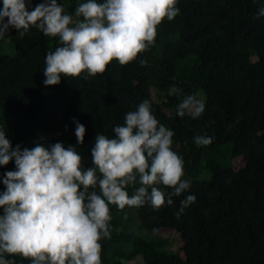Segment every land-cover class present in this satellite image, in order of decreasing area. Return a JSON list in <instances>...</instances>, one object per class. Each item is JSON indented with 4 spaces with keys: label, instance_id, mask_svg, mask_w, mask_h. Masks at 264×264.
Returning a JSON list of instances; mask_svg holds the SVG:
<instances>
[{
    "label": "trees",
    "instance_id": "obj_1",
    "mask_svg": "<svg viewBox=\"0 0 264 264\" xmlns=\"http://www.w3.org/2000/svg\"><path fill=\"white\" fill-rule=\"evenodd\" d=\"M40 2L32 0L29 10ZM82 2L58 0L73 16ZM262 6L264 0H177L178 15L157 26L154 45L136 60L124 66L114 60L87 79L62 76L54 86L44 85L43 69L47 53L60 46L57 38L31 27L23 37L10 28L0 39V125L13 148H31L38 139L60 142L75 146L84 166H91L97 133L113 137L114 127L144 100L174 132L172 149L184 162L182 179L190 188L159 210L149 203L124 210L109 205L110 238L99 241L101 264H264ZM173 85L204 102L201 116L177 115L183 97L169 94ZM74 120L86 128L83 145ZM197 135L213 142L197 146ZM15 170L14 161L0 165V193L4 173ZM157 187L166 197L172 191ZM188 195L196 200L177 218Z\"/></svg>",
    "mask_w": 264,
    "mask_h": 264
},
{
    "label": "clouds",
    "instance_id": "obj_2",
    "mask_svg": "<svg viewBox=\"0 0 264 264\" xmlns=\"http://www.w3.org/2000/svg\"><path fill=\"white\" fill-rule=\"evenodd\" d=\"M31 3L2 0L0 39L10 28L23 37L31 27L58 39L60 46L45 58V86L58 85L62 76L103 74L114 60L122 66L133 62L154 45L157 26L179 13L177 0H86L74 16L58 0H42L29 10ZM257 16L264 17V6ZM169 94L183 97L176 107L181 118H198L205 110L202 100L183 95L175 85ZM74 122L77 143L83 145L86 128ZM113 132L111 138L97 133L91 166L85 167L73 145L38 139L31 148H13L0 125V165L14 161L16 168L2 178L0 264H15L5 254L31 264H101L99 241L110 238L109 205L124 210L149 203L159 210L190 188V181L182 179L184 162L172 149L174 132L155 117L149 100L127 112ZM194 142L207 146L213 141L197 135ZM157 185L172 191L166 197ZM195 200V195L182 200L177 218Z\"/></svg>",
    "mask_w": 264,
    "mask_h": 264
},
{
    "label": "rangeland",
    "instance_id": "obj_3",
    "mask_svg": "<svg viewBox=\"0 0 264 264\" xmlns=\"http://www.w3.org/2000/svg\"><path fill=\"white\" fill-rule=\"evenodd\" d=\"M244 158H242L241 160H236L235 161V166L236 168H240L244 165ZM164 234H168V235H172V230H169V229H165V230H161ZM182 243V241L180 239H177V244L180 245Z\"/></svg>",
    "mask_w": 264,
    "mask_h": 264
}]
</instances>
